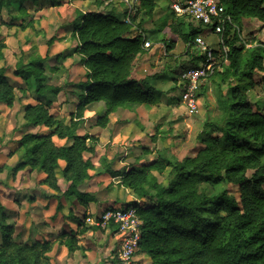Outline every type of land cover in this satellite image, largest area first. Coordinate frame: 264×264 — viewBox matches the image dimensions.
I'll return each mask as SVG.
<instances>
[{
  "label": "trees",
  "instance_id": "1",
  "mask_svg": "<svg viewBox=\"0 0 264 264\" xmlns=\"http://www.w3.org/2000/svg\"><path fill=\"white\" fill-rule=\"evenodd\" d=\"M218 1L230 21L224 23L219 34L227 52L221 47L213 50L219 70L216 65L207 78L214 84L220 117L216 122H205L197 135L204 147L193 158L178 161L158 157L123 174H112L120 176L123 186L145 201L143 206H137L141 221L138 246L151 259L150 264H264V113L249 101L246 93L248 87L254 86L257 74H262L264 80V43L254 38L243 41L240 37L243 19L264 23V0ZM138 2L144 15L151 16L157 0ZM4 7L21 8L13 0H0V8ZM169 28L185 45L187 54L196 37L211 36L213 31L186 23L180 17ZM138 29L135 16L127 22L113 11L80 14L74 30L75 52L86 73L84 80L71 85L77 91L79 105L68 124L48 112L61 89L43 83L42 64L30 62L29 70H15V75L26 81L34 73L38 104L25 107L26 128L29 131L42 127L48 132H23L12 152L17 154L18 162L9 171L15 174L27 167L36 170L45 175L41 184L60 192L56 172L63 161L61 175L68 183L63 195L69 200L75 197L81 205L92 200L91 193L78 191L80 185L92 178L91 161L84 158V153H93L87 144L92 136L78 134L88 107L104 103L95 122L104 129L117 109L141 105L150 109L164 94L150 85L149 78L132 76L137 59L145 51L146 36ZM247 45L251 47L246 48ZM174 47L172 40L166 51ZM3 49L0 42V60ZM194 59L197 60L195 54L182 65L195 66ZM167 75L164 71L152 77ZM234 80L238 85L232 84ZM179 89L182 92L183 86ZM204 89L202 85L200 90ZM14 100V88L0 68V104L11 107ZM54 137L70 144L58 146ZM167 169L166 184H161L154 172L162 174ZM106 173L110 175V169ZM203 185L212 189L211 196L201 189ZM225 185L232 186L238 196ZM61 208L58 202L56 213ZM3 211L0 203V264H50L53 244L49 240L17 242L13 239L15 227L5 222ZM114 231L112 228L111 233ZM61 237L69 253L80 248L73 233Z\"/></svg>",
  "mask_w": 264,
  "mask_h": 264
},
{
  "label": "rangeland",
  "instance_id": "2",
  "mask_svg": "<svg viewBox=\"0 0 264 264\" xmlns=\"http://www.w3.org/2000/svg\"><path fill=\"white\" fill-rule=\"evenodd\" d=\"M174 1L157 0L152 15L145 16L137 0L133 15L136 17L139 32H145L146 39L150 40V44L153 42L154 47L157 48L156 53L147 52L148 55L144 61L141 55L146 53L147 49L140 55L141 57L139 56L138 66L142 64L144 66L141 68L142 71L138 72L142 73L141 75L163 74L164 71L169 73L157 79L163 81L158 86L164 90L159 103L150 109L144 107L140 112L135 111V107L120 109L112 115V123L108 124L104 130L95 125L97 116L102 113L97 105L89 106L88 111L84 113L86 121L83 120L78 134H92V140H87V144L93 149V153H84V158L91 161L92 169L89 173L96 179L92 183H89L90 180L85 181L83 186L80 185V190L91 193L93 196L92 202H89L94 205L86 204L90 211L75 212L79 203L75 197L71 200V208L70 205L68 207V203H65L62 193L66 190L68 183L62 178L61 170H57V181L61 186L58 198L62 200L56 199V201L62 208L54 216L48 209L49 205L43 206L41 216L38 219L34 218L30 223L31 205L36 194L41 190L37 181L42 176L38 178L37 174H34L28 180L25 174L24 179L22 178L24 181L22 180L20 184L22 187L15 190L19 196H25V206L28 207L16 213L17 216L11 211L5 222L15 224L17 217L20 220L21 226H18L15 231V235L18 234L15 237L17 242H32L36 239V231L44 230L46 224L53 227H48L49 234H46L53 244L50 264H117L121 238L115 226L109 225L103 228L99 225L100 216L104 211L113 208L143 206L145 201L138 199L123 186L120 176H112V174L115 172L123 174L125 170L128 172L141 164H150L158 157L174 158L178 161L195 157L204 147L197 138L203 130L204 123L219 120L220 113L213 93L214 84L209 79L202 82L205 89L199 91L201 95L198 96L197 113L190 114L181 102L179 74L186 68L182 64L188 63L196 51L190 50L187 54L185 45L172 34L169 28L176 19L170 7ZM13 2L19 3L21 8L14 7L11 10L5 7L0 8V42L4 44L0 68L8 77L15 95L11 107L0 104V153L3 148H7L4 151L5 154L8 150L14 149L23 132L28 131L25 107L38 104L34 91V73H31L29 80L26 81L15 75V70L19 68L29 70L30 62L42 64L43 83L51 88L61 89L58 99L54 98L52 105L48 107V112L68 124V120L75 117L79 105L77 91L71 85L84 80L85 76V69L75 52L77 46L74 36L75 25L81 13L94 8L102 13H108L111 8L118 9L119 4L122 3L121 0H88L82 4L81 1L75 0H13ZM124 8V11L117 12L120 19L125 17L127 7L124 6ZM185 21L194 26L197 25L192 18H187ZM241 26L240 36L243 41L254 38L264 43V23L255 19H243ZM172 40L175 41V47L167 52L166 46ZM205 41L213 50H218L217 36L205 37ZM156 43H161L163 46L157 47ZM250 47V45L246 46V48ZM194 61L196 63L197 60L194 59ZM254 82V86L246 90L247 97L264 113L262 74H257ZM232 84L238 85L235 80ZM30 130L29 133L48 132L42 127ZM53 141L58 146L70 144L56 137ZM0 161L14 163L8 157H2ZM61 164L64 166L63 162ZM107 169H110V175L106 173ZM168 171L169 169L162 174L154 172L159 183L166 184ZM14 183L17 181L12 179L9 171L0 173V185L12 189ZM3 186H0L3 189L0 203L7 204V200H11L10 197L17 195ZM225 188L236 197L238 196L232 186L225 185ZM201 189L207 196L213 194L212 189L207 185H203ZM42 204L41 201L40 206ZM88 217L96 218V221H87ZM74 220H78L82 225L76 223V226H71L70 222ZM54 225H60L59 229L56 230ZM112 228L115 230L114 234L111 233ZM64 230L69 233L78 231L74 235L78 236L77 243L80 248L72 254L64 248V238L61 237L63 233L67 234ZM40 238L42 239V236ZM137 248L133 264H150L151 259L140 252L139 246Z\"/></svg>",
  "mask_w": 264,
  "mask_h": 264
},
{
  "label": "built area",
  "instance_id": "3",
  "mask_svg": "<svg viewBox=\"0 0 264 264\" xmlns=\"http://www.w3.org/2000/svg\"><path fill=\"white\" fill-rule=\"evenodd\" d=\"M121 2L127 7L124 19L129 22L135 13L137 0H121ZM170 7L176 17L184 20L192 18L197 25L212 28V35L218 38V48L221 47L224 53L227 52V47L219 34L223 31L224 23L230 19L224 16V9L218 0H175ZM151 45L147 39L144 40V49H149ZM192 46V50L196 51L197 61L195 66H188L180 72L179 81L183 86V91L180 94L181 102L190 114H195L199 110L198 94L202 82L212 75L218 61L214 56L213 49L202 36L196 37ZM226 62L224 59V63ZM216 69L219 70V65ZM87 221L94 222L96 218L88 217ZM99 225L103 228L113 225L117 229V234L121 238L117 252V264H133L134 255L138 249L141 226L137 206L106 210L100 216Z\"/></svg>",
  "mask_w": 264,
  "mask_h": 264
},
{
  "label": "crops",
  "instance_id": "4",
  "mask_svg": "<svg viewBox=\"0 0 264 264\" xmlns=\"http://www.w3.org/2000/svg\"><path fill=\"white\" fill-rule=\"evenodd\" d=\"M86 1H88V0H86ZM85 1V2H86ZM82 3H84V1H81V4ZM95 7V6H94ZM124 4L123 3H120L119 4V7H118V9H116V10H114L113 8H111L110 9V11H113L115 14H116V16H118L117 15V12L118 11H120V12H122V11H124ZM90 11H97L95 8L94 9H90V10H88V12H90ZM119 12V13H120ZM84 13H86V12H84ZM143 35L145 36V35H147V34H145V32H143ZM149 42H150V40L149 39H147ZM151 44H152V47H151V49H147L145 52L146 53H144L143 55H141L142 57H144L143 58V61H144V59L146 60V56L148 55V53L147 52H150V53H156V47H154V43L153 42H151ZM155 46H157V47H161V46H163L161 43H156V45ZM159 49V48H158ZM159 53H160V51H159ZM140 56V57H141ZM140 57L137 59V62H136V66L134 67V69H133V73H132V76L135 78V79H143V78H149L148 79V82L150 83V85L151 86H153L154 88H156V89H159V90H161V91H164L163 89H160V87L158 86V84L159 85H161V83H163V81L162 80H157V79H154L152 76L154 75H149L148 73L147 74H144V75H141L142 73H140V72H138V71H142V66H144L143 64L139 67L138 66V62H139V59H140ZM85 69V68H84ZM85 73H86V70H85ZM149 75V76H148ZM148 76V77H147ZM59 93H61V92H59ZM59 93H58V95L56 96V98L58 99V97H59ZM95 105H97L98 106V108H99V110H101V111H103V109H104V103H98V104H95ZM120 109H123V108H119V109H117V111L118 110H120ZM135 109V111H138V112H140L141 110H143L144 109V106L143 105H141V106H138V107H135L134 108ZM88 111V110H87ZM114 114H116V112L115 113H113V114H111L110 116H109V123L108 124H110V123H112V115H114ZM99 116V115H98ZM97 116V117H98ZM96 117V116H95ZM85 121H86V119L85 118H83ZM97 119V118H96ZM96 121V120H95ZM108 126V125H107ZM32 130V129H31ZM30 130V131H31ZM104 130V129H103ZM89 135H92L91 133H88ZM11 149V148H10ZM13 149V148H12ZM11 149V150H12ZM15 149V148H14ZM14 149L10 152L9 150H8V152L5 154V150H7V148H3V151H1V153H0V159H2V157H8V159H10V161H14V163L13 164H11V163H9V162H4V161H0V167H3V169H1V171H0V173L2 172H8L9 170H8V168H13L16 164H17V162H18V156H17V154L15 153V154H13L12 152L14 151ZM63 161H60L59 162V165H60V169H58V170H61L62 169V163ZM64 163V162H63ZM112 167H114V165L112 166ZM114 169V168H113ZM9 173L11 174V177H12V179L14 180V181H17V183H14L15 185H14V187L11 189V188H6V187H4L2 184L0 185L1 187L3 186V188H6V189H10V191L11 192H13L14 193V195H17V196H12V197H10L11 198V200H7L8 202H7V204H4V202H1V204H2V206H3V208H4V214L6 215V217L8 218L9 217V215H10V213H11V211H12V213H13V215H15V216H17L16 215V213H20L21 212V210L24 208V207H28V206H25L26 204V199H25V196H19V194H16V192H15V190H17L18 188H21L22 186L20 185V184H22V180L24 179L23 177H24V175L26 174L27 175V179L28 180H30L33 176H34V174H37V177L39 178V177H41V178H39L38 179V181H37V183L39 184V188L41 189L40 190V192L39 193H37L36 194V196H35V199H34V202L32 203V205H31V210H30V216H31V219H30V223L31 222H33V220H34V218H39L40 216H41V212L43 211V209H44V207H46L47 205H49V207H48V209H50L51 210V212H52V215L54 216V215H56L57 213H56V206H57V201H56V199H58V200H62L61 198L59 199L58 197H59V192H55V191H53V190H51V189H49L45 184H41V181L44 179V177H45V175L43 174V173H40V172H37L36 170H32V169H30V168H25V169H23V170H20V171H18L17 173H15V174H13L11 171H9ZM56 175H57V172H56ZM91 176H92V174H90ZM23 178V179H22ZM25 178V179H26ZM95 179L96 178H91L90 179V181H89V183H92L93 181H95ZM24 181V180H23ZM57 184H58V186L59 187H61L60 186V184H59V182L57 181ZM85 185V184H84ZM81 186H83V185H81ZM81 186H79L78 187V191L79 192H83L82 190H80V187ZM1 187H0V196H1V193H2V190L3 189H1ZM64 192V191H63ZM63 194V193H62ZM46 198H49V199H46ZM31 199V198H30ZM63 199H64V201H65V203L67 204L68 203V207H69V205H70V208L72 207V205L70 204L71 203V200H69V199H67L64 195H63ZM43 202V204L40 206V202ZM92 202V201H91ZM65 204V205H66ZM87 205H89V206H91V205H94L93 203H87ZM87 205H81L80 203H78V205L76 206V209L77 210H75V212H78L79 213V211H86V212H89L90 211V209L89 208H87ZM44 206V207H43ZM27 209V208H26ZM27 211V210H26ZM15 212V213H14ZM75 223V224H74ZM76 223H78V225H82L81 224V222L79 223V221L78 220H74V222H70V225L71 226H73V225H75L76 226ZM14 225V227H15V231H16V228L18 227V226H21V222H20V220L18 219V217H17V221H16V223L15 224H13ZM46 227H45V229L44 230H42V231H36V234H37V236H35V240L34 241H32V242H35V241H42V240H49L48 238H47V236H46V234H49V232H47V228L48 227H50V228H53V227H51V226H49V225H45ZM58 227H60V225H54V228L57 230V229H59ZM64 232L65 233H69V231H67V230H64ZM78 231L76 230L75 232H73V234L74 233H77ZM64 234V233H63ZM70 234V233H69ZM16 236H18V234H16L15 235V233H14V235H13V239H15V237ZM42 236V239L40 238ZM76 237L78 238V236L76 235ZM50 241V240H49ZM25 242V241H24ZM30 243V242H29ZM78 244V243H77ZM64 248H66L65 247V245H64ZM66 250H67V248H66ZM68 252V251H67ZM75 252V251H74ZM74 252H72V253H74ZM51 253V252H50ZM50 253H49V256H50ZM69 253V252H68ZM72 253H70V254H72ZM50 258H51V256H50Z\"/></svg>",
  "mask_w": 264,
  "mask_h": 264
}]
</instances>
